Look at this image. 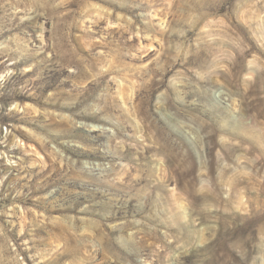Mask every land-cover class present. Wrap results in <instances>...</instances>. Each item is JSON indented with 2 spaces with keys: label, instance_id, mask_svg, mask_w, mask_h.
I'll return each mask as SVG.
<instances>
[{
  "label": "rangeland",
  "instance_id": "374dc122",
  "mask_svg": "<svg viewBox=\"0 0 264 264\" xmlns=\"http://www.w3.org/2000/svg\"><path fill=\"white\" fill-rule=\"evenodd\" d=\"M0 264H264V0H0Z\"/></svg>",
  "mask_w": 264,
  "mask_h": 264
}]
</instances>
